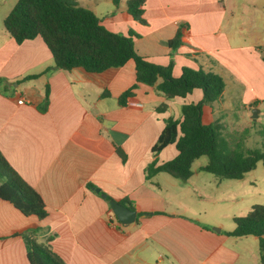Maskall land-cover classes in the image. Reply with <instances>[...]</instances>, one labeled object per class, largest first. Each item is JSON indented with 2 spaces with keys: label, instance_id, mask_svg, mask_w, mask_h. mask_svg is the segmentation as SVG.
Listing matches in <instances>:
<instances>
[{
  "label": "crops",
  "instance_id": "crops-1",
  "mask_svg": "<svg viewBox=\"0 0 264 264\" xmlns=\"http://www.w3.org/2000/svg\"><path fill=\"white\" fill-rule=\"evenodd\" d=\"M16 1L0 0V152L39 194L47 215L24 216L0 200V264H29L24 240L16 233L32 227L38 228L37 241L47 242L65 264H260L256 236H230L234 228L223 231L222 225L214 232L200 211L187 215L184 197L197 206L207 186L224 179L208 178L202 167H191L186 181L166 173L145 177L153 160L157 166L177 154L174 144L156 157L150 152L165 120H180L181 107L200 101L202 91L165 99L139 83L130 98L140 106L127 104L130 98L122 105L118 97L135 83L131 60L100 73L56 68L39 37L17 44L5 31L3 20ZM74 1L92 11L107 30L135 33V51L150 62L165 66L172 61L174 77L183 67L201 68L223 77V93L226 77L244 85V107L257 100L264 103V51L259 50L264 41L253 36L240 40L222 0H145V24L126 13L127 0L117 5L113 0ZM179 29L183 44L173 50L166 42ZM161 104L166 109L159 112ZM221 114L204 105L202 122L218 124ZM87 184L117 202H132L136 220L120 224L108 202ZM249 191L233 188L222 200L245 215L249 207L241 201Z\"/></svg>",
  "mask_w": 264,
  "mask_h": 264
},
{
  "label": "trees",
  "instance_id": "trees-1",
  "mask_svg": "<svg viewBox=\"0 0 264 264\" xmlns=\"http://www.w3.org/2000/svg\"><path fill=\"white\" fill-rule=\"evenodd\" d=\"M119 0H113L117 5ZM145 0H127L126 13L135 21L145 24L143 5ZM7 34L17 44L39 37L50 52L56 68L71 70L82 68L88 73H100L111 68H120L128 61L134 63L135 83L124 91L118 102L125 104L132 97L137 84L151 86L165 99L185 98L194 89L202 91L197 103L181 107V119L168 118L156 141L150 148L153 157L168 145H175L176 156L156 166L153 160L145 169V177L157 173L186 181L192 175V164L200 156L207 157L201 169L214 175L218 180H240L254 169L258 162L264 167V152L247 150L245 153L224 152L218 142L219 125L202 122V108L216 102L222 95L225 81L219 74L200 69L183 67L179 77L172 75L173 62L163 66L150 62L139 55L133 46L137 35H126L107 30L101 20L90 10L78 6L74 0H17L3 20ZM183 32L179 29L166 42L175 50L183 44ZM264 51V48H259ZM47 98V92H46ZM108 95V93H104ZM46 106V105H45ZM165 104L156 108L162 112ZM46 107L40 109L44 112ZM122 161L124 153L117 149ZM87 188L98 190L94 185ZM98 194H103L98 190ZM0 200L10 203L24 216L46 217L45 205L36 190L27 184L7 163L0 152ZM111 198L106 195L105 201ZM120 204L134 210L132 202L120 200ZM150 213H140L138 216ZM234 229L227 235L234 237L256 236L259 241V263L264 264V205L255 204L243 216L233 218ZM37 227L16 233L26 246L29 264H65L49 244L38 242Z\"/></svg>",
  "mask_w": 264,
  "mask_h": 264
},
{
  "label": "rangeland",
  "instance_id": "rangeland-1",
  "mask_svg": "<svg viewBox=\"0 0 264 264\" xmlns=\"http://www.w3.org/2000/svg\"><path fill=\"white\" fill-rule=\"evenodd\" d=\"M222 2L226 7V12L232 15L229 21L236 33H240V40L253 36V39L264 41V0H222ZM256 54L258 57L260 56L258 51ZM262 60L264 61V58ZM226 80L227 89L216 101L218 103L208 105H212L214 111L218 109L222 113V120L218 123L217 130L220 149L233 153H245L247 150L264 152V103L259 105L260 100H257L244 107L241 95L246 91L245 86L232 83L227 77ZM253 110L261 111L260 117L255 120H252ZM206 163L207 157L200 156L193 162L192 169L198 170V167H203ZM202 174H206L208 178L217 182L214 175L204 171ZM244 177L243 183L242 181L224 179L223 183L219 185L207 186L208 192L197 206L193 199L184 197L189 206L187 215L194 217L200 211V218L205 223H213L209 226L212 231H214L213 228H219V225H222L223 231L233 229L234 223L230 214L237 213L236 215L240 216L246 211L224 204L222 199L226 192L233 188H248L250 191L241 201L242 205L249 208L255 204L264 205V167L262 162H258L255 168L246 173Z\"/></svg>",
  "mask_w": 264,
  "mask_h": 264
},
{
  "label": "water",
  "instance_id": "water-1",
  "mask_svg": "<svg viewBox=\"0 0 264 264\" xmlns=\"http://www.w3.org/2000/svg\"><path fill=\"white\" fill-rule=\"evenodd\" d=\"M257 117H258V111L253 110L252 120H255ZM96 192L98 193V190H96ZM101 197L105 199L106 195L101 194ZM108 205L110 207L112 214L115 216V218L118 220L120 224L129 225L136 220L135 210L129 209L127 206L120 204L114 199L109 200ZM213 230L215 232H219L218 228H213Z\"/></svg>",
  "mask_w": 264,
  "mask_h": 264
},
{
  "label": "built area",
  "instance_id": "built-area-1",
  "mask_svg": "<svg viewBox=\"0 0 264 264\" xmlns=\"http://www.w3.org/2000/svg\"><path fill=\"white\" fill-rule=\"evenodd\" d=\"M22 100H18V104H21ZM127 104L134 105V106H140V103L134 99H128Z\"/></svg>",
  "mask_w": 264,
  "mask_h": 264
}]
</instances>
